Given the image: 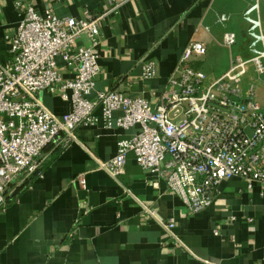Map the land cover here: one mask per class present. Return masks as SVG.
<instances>
[{"label": "crops", "instance_id": "1", "mask_svg": "<svg viewBox=\"0 0 264 264\" xmlns=\"http://www.w3.org/2000/svg\"><path fill=\"white\" fill-rule=\"evenodd\" d=\"M115 1L117 10L101 19L100 72L90 98L117 88L157 102L193 40L207 45L194 64L211 78L229 68L234 54L250 56L244 10L254 0ZM28 3L41 14L75 17L111 6L108 0H0L1 61L10 58L9 37ZM259 12L264 29V0ZM223 13L228 18L221 21ZM228 30L237 34L231 47L223 42ZM89 42L83 34L72 48ZM150 58L157 73L146 77L142 64ZM57 61L63 77L71 78L73 68L60 55ZM42 98L57 114L71 107L58 90ZM96 113L97 122L75 128L77 139L63 144L60 136L61 142L48 144L42 171L9 195L0 211V264H264V180L248 186L244 177L230 175L218 184L213 202L192 213L165 177L141 166L132 150L118 179L99 167L98 159L115 156L119 139L139 125L108 127L100 107ZM119 114L114 111V118ZM172 217L169 232L161 221Z\"/></svg>", "mask_w": 264, "mask_h": 264}, {"label": "built area", "instance_id": "2", "mask_svg": "<svg viewBox=\"0 0 264 264\" xmlns=\"http://www.w3.org/2000/svg\"><path fill=\"white\" fill-rule=\"evenodd\" d=\"M108 1L111 6L106 11L81 17L60 16L51 10L41 14L32 4L25 5L17 30L9 37L10 58L0 60V211L19 184L42 171L46 146L61 142L60 136L63 144L77 139L78 125L99 120L98 107L105 126L139 125L134 133L119 139L115 156L98 159L99 167L118 179L132 150L141 166L165 177L192 213L208 207L218 184L230 175L244 177L248 186L264 180V108L254 82L247 88L243 85L250 63L259 76L264 74L259 0L244 10L249 57L234 54L229 68L211 78L194 64L205 56L207 45L193 40L183 49L155 103L117 88L88 96L100 72L101 19L120 5ZM227 18L223 13L219 19ZM83 34L90 42L73 49ZM223 42L233 46L236 32L226 31ZM59 55L73 68L71 78L63 77ZM142 69L144 76H155V60H144ZM55 90L71 103L62 114L52 111L42 98L45 91ZM116 110L120 114L114 118ZM80 181L85 184L84 177ZM161 224L172 232L175 219Z\"/></svg>", "mask_w": 264, "mask_h": 264}, {"label": "rangeland", "instance_id": "3", "mask_svg": "<svg viewBox=\"0 0 264 264\" xmlns=\"http://www.w3.org/2000/svg\"><path fill=\"white\" fill-rule=\"evenodd\" d=\"M243 54L242 52H238ZM244 55V54H243ZM246 57V55L244 56ZM250 68L247 74L243 76V85L247 88L251 82L255 84L256 97L264 108V74L260 75L254 71L253 64H249Z\"/></svg>", "mask_w": 264, "mask_h": 264}, {"label": "trees", "instance_id": "4", "mask_svg": "<svg viewBox=\"0 0 264 264\" xmlns=\"http://www.w3.org/2000/svg\"><path fill=\"white\" fill-rule=\"evenodd\" d=\"M25 184L27 183V182H24ZM18 189V188H17ZM16 191V190H15Z\"/></svg>", "mask_w": 264, "mask_h": 264}]
</instances>
